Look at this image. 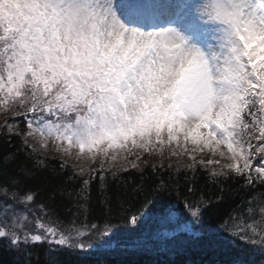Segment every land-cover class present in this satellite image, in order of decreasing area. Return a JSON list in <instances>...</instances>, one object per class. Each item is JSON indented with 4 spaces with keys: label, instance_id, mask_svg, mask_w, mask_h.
Listing matches in <instances>:
<instances>
[{
    "label": "snow or ice",
    "instance_id": "6c2138e0",
    "mask_svg": "<svg viewBox=\"0 0 264 264\" xmlns=\"http://www.w3.org/2000/svg\"><path fill=\"white\" fill-rule=\"evenodd\" d=\"M0 112L23 119L25 129L13 119L4 131L22 136L34 160L29 168L16 153L0 155V241L18 253L47 244L56 264L60 251L111 247V220H88L95 184L106 213L131 229L125 249L172 250L187 234L237 242L233 264H255L245 245L264 258V0H0ZM29 138L100 160L87 176L73 167L72 187L52 192L53 202H70L67 223L26 187L44 164ZM165 152L192 161L189 194L199 165L211 183L251 195L208 229L202 214L212 202L185 196L179 210L164 199L175 185L159 173L152 187L125 185L113 200L122 178L106 160L134 156L136 169L145 153ZM141 198L133 212L130 201Z\"/></svg>",
    "mask_w": 264,
    "mask_h": 264
},
{
    "label": "trees",
    "instance_id": "16d2710c",
    "mask_svg": "<svg viewBox=\"0 0 264 264\" xmlns=\"http://www.w3.org/2000/svg\"><path fill=\"white\" fill-rule=\"evenodd\" d=\"M15 119L20 129H25V124L20 117H13L11 113L4 114L0 112V155L7 153H16L17 162L32 167L34 160L29 159L27 153L28 147L23 143L22 136L7 134L4 131L6 121ZM4 123V124H2ZM32 138L28 143L36 149L34 157H39L44 161L40 169L28 179L25 184L27 188L38 193L37 202L48 205L50 210H54L60 220L67 223L72 219V212L68 210L69 201L56 197L55 202L51 200L52 192L58 187L71 188L72 185L67 182V177L72 175L73 166L66 163L64 168L61 164L65 161L60 157L44 155L39 148L34 145ZM139 168L129 169L127 171H115L118 177H121L119 186L112 185L111 192L113 200L115 194L122 191L125 185L143 184L146 189L152 187L158 182V175L175 185L170 196H165L166 201L178 206L179 210L183 209V199L188 196L190 201L198 200L203 196L210 200L211 206L207 207L202 214L204 229L211 226L219 225L222 221L237 207L242 200L251 195L249 191L241 188V185L232 181H221L220 183H211L208 170L196 166V176L191 181L195 191L192 194L187 192L190 183L185 179V174L191 177L193 173L186 169L184 165L192 163L187 156L169 157L166 152L164 157L158 155L144 156L139 162ZM161 164L164 167H161ZM173 167L169 169L167 166ZM155 166V169L153 168ZM179 166V170H177ZM12 167L9 166V171ZM143 173V175H141ZM88 174L85 173V176ZM111 180V172L109 173ZM223 189V191H222ZM257 191H262L257 189ZM177 193L179 195H177ZM92 202L88 214V220L91 223H97L103 226L106 220H111L113 231L117 234L111 247H105L99 250H91L86 253L79 251L64 250L60 251L56 257V264H233L237 259L235 254V245L237 242H230L228 239L213 238L211 242L208 239H202L199 243H193L187 234H181L177 243L172 250H159L152 252H136L131 249H125L122 246L130 234L131 229L122 222V217L115 211L109 216L101 203L98 187L93 185ZM133 205L132 211L139 213L145 207L143 198L140 200H131ZM115 207V205H112ZM151 207L150 204L147 205ZM73 211H75L73 209ZM83 219V217H81ZM145 229L155 227L149 223L143 226ZM248 251V256L244 259L251 258L255 264H264V258L259 254L253 256L252 249L244 246ZM0 264H50L49 246L47 244L36 246L26 250V254L18 253L8 246L6 242L0 241Z\"/></svg>",
    "mask_w": 264,
    "mask_h": 264
},
{
    "label": "rangeland",
    "instance_id": "374dc122",
    "mask_svg": "<svg viewBox=\"0 0 264 264\" xmlns=\"http://www.w3.org/2000/svg\"><path fill=\"white\" fill-rule=\"evenodd\" d=\"M33 143L39 148L42 154L50 155V156H54V154L60 155L63 158H65L68 161V163L77 164L79 167H83L85 169L86 174H88L89 169H100L101 167V163L99 159H97L95 163H92V161L88 158L87 154L83 155L81 159L78 161L76 159V152H77L76 149L72 150V155L70 157H65L64 155H62L61 152L55 150L53 143L51 141L48 142V145L46 148L41 147L40 143L37 140L33 141ZM62 147H64V145H62ZM189 147H191V145H189ZM153 155H157V154H153ZM172 157H175V156H172ZM200 158L201 156L197 155V160H199ZM204 159L207 160L205 156H204ZM134 161H136V158L134 156H130L127 160H124L123 158L118 157L116 161L106 160L104 162L103 167L105 169L111 168V170L125 171L131 168L130 164Z\"/></svg>",
    "mask_w": 264,
    "mask_h": 264
}]
</instances>
